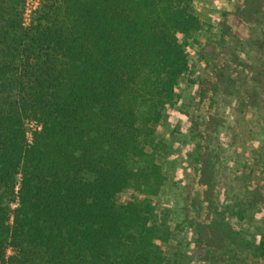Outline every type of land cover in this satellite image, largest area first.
Returning a JSON list of instances; mask_svg holds the SVG:
<instances>
[{"label":"trees","instance_id":"trees-1","mask_svg":"<svg viewBox=\"0 0 264 264\" xmlns=\"http://www.w3.org/2000/svg\"><path fill=\"white\" fill-rule=\"evenodd\" d=\"M241 1L228 20L260 18L264 44V0ZM193 2L45 0L28 28L13 19L15 0L2 9L0 264H170L152 201L166 181L157 136L190 72L187 41L205 26ZM201 88L215 94L209 82ZM210 140L204 199L189 203L196 218L204 209L211 218L196 221L199 241L224 240L227 254L264 264V241L244 238L215 201L224 149ZM125 190L130 199L118 204Z\"/></svg>","mask_w":264,"mask_h":264},{"label":"rangeland","instance_id":"rangeland-1","mask_svg":"<svg viewBox=\"0 0 264 264\" xmlns=\"http://www.w3.org/2000/svg\"><path fill=\"white\" fill-rule=\"evenodd\" d=\"M15 1L13 19L28 28L45 0L30 15L25 12V0ZM8 4L9 0H0V14ZM238 5L243 2L194 0L191 4L190 12L205 26L187 41L190 72L175 87L174 105L164 112L159 125L155 160L166 181L152 201L156 216L169 231V239L161 246L170 264H255L240 251L236 256L227 254L224 240L221 248L199 241L204 236L199 235L203 229L197 222L211 218L205 209L196 218L189 203L195 197L204 199L206 187L200 181L208 172L204 147L209 139L212 146L224 149L216 203L230 207L235 215L230 225L244 238L256 245L264 241V44L259 34L263 22L258 17L253 22L240 16L235 22L228 20ZM0 24L7 23L0 20ZM227 27L237 35L232 32L218 46ZM205 82L214 86V95L202 96ZM130 195L125 190L116 202L124 204Z\"/></svg>","mask_w":264,"mask_h":264},{"label":"built area","instance_id":"built-area-1","mask_svg":"<svg viewBox=\"0 0 264 264\" xmlns=\"http://www.w3.org/2000/svg\"><path fill=\"white\" fill-rule=\"evenodd\" d=\"M42 0H25V12L27 15H30L31 13L35 12Z\"/></svg>","mask_w":264,"mask_h":264}]
</instances>
